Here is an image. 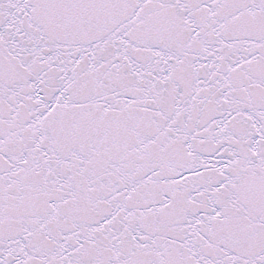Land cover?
<instances>
[{
    "label": "snow or ice",
    "instance_id": "6c2138e0",
    "mask_svg": "<svg viewBox=\"0 0 264 264\" xmlns=\"http://www.w3.org/2000/svg\"><path fill=\"white\" fill-rule=\"evenodd\" d=\"M0 264H264V0H0Z\"/></svg>",
    "mask_w": 264,
    "mask_h": 264
}]
</instances>
